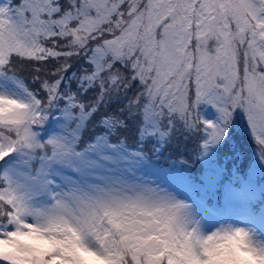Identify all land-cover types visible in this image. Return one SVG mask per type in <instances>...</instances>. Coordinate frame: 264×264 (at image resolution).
<instances>
[{"label":"snow or ice","instance_id":"obj_1","mask_svg":"<svg viewBox=\"0 0 264 264\" xmlns=\"http://www.w3.org/2000/svg\"><path fill=\"white\" fill-rule=\"evenodd\" d=\"M237 111L264 163V0H0V243L32 229L58 245L0 264H89L76 250L175 264L142 234L191 250L196 228L141 172L145 142L162 146L179 122L204 156L228 144ZM239 234L264 264V246Z\"/></svg>","mask_w":264,"mask_h":264},{"label":"rangeland","instance_id":"obj_2","mask_svg":"<svg viewBox=\"0 0 264 264\" xmlns=\"http://www.w3.org/2000/svg\"><path fill=\"white\" fill-rule=\"evenodd\" d=\"M22 69V68H21ZM24 70L28 74V70L24 68ZM31 81V78L29 76ZM199 112L201 116L209 121H214L216 119V112L211 106L207 105H200ZM135 122H129V127L125 131L129 136H134ZM230 131L233 135L228 139L230 148L228 149L231 153L235 154L238 152L240 157H236L237 165L238 163L244 164L246 163V157L250 156L252 158V162L250 164V168L247 172L246 179H243L242 184L240 187H235L232 189L233 185L236 180L243 177V173L232 171L231 174H227V170L219 165H211L214 167L215 171H208L204 174L203 177V184L204 187L201 188L204 193H207L206 189L215 192V188H220V183L223 181L230 182L231 188H228L225 198V205L227 207H232L230 213H233L232 217L218 218L212 219L211 216L207 213V211L203 210L197 202L195 203L191 196L184 191L183 185L187 186V179L186 176L192 173V170L196 163L202 162L203 164H210V159L214 156L215 147L210 148L206 155L199 156L200 159H193L191 161L183 160L180 163V167H184L185 172H182V175L174 174L176 181L178 177L180 178L181 184L179 187L181 188V192L175 191V186L173 181H170V185L173 187L169 188L167 184H161L163 187H167L169 191L174 192L178 199L182 200L190 207L188 209V218L190 222L200 228L202 231L210 232L215 227L220 224H230L233 226L241 227L246 229L253 237V241L259 245L264 246V199L262 195L264 194V183H258L260 180L258 177H264V163H261V157L258 151V147L254 142L252 136L249 133L247 124L244 120L243 114L237 111L234 114L232 126L230 127ZM196 134H191L185 131L184 127L179 123L176 122L171 129V134L167 138V140L163 143L166 145H170L174 149H179V152L186 153L190 152L193 147ZM151 141V139H149ZM160 147H165L163 144ZM238 145V147H237ZM152 149L154 146H151ZM158 148L157 146H155ZM237 147V148H235ZM159 152L161 148H159ZM157 152V153H159ZM244 157V158H243ZM143 169H145L143 167ZM187 174V175H186ZM220 176V177H219ZM202 186V184H200ZM195 192V190H194ZM215 197V195H214ZM262 203L260 204V202ZM260 204L256 211H253L252 205Z\"/></svg>","mask_w":264,"mask_h":264},{"label":"clouds","instance_id":"obj_3","mask_svg":"<svg viewBox=\"0 0 264 264\" xmlns=\"http://www.w3.org/2000/svg\"><path fill=\"white\" fill-rule=\"evenodd\" d=\"M189 219V218H188ZM188 231L196 228V236L192 243L191 250L188 247L177 244L175 248L169 243L162 245L157 240L152 239V233H143V239L140 241L145 247L155 246L159 251L167 247L169 251L165 253V258L171 255L175 264H239L243 260L244 264H261L259 259H253L249 256H243L246 251L244 248V237L239 233H247V240L253 241L252 235L244 228L230 224H220L210 232L202 231L193 225L190 220L187 225ZM25 235L9 237L10 242L0 243V253L17 252L16 259L22 261H39L44 257L41 251L58 247L54 240H49V235H56L55 232L43 233L44 239H41V233L32 229H25ZM169 237L161 236L160 240H168ZM74 240V236H73ZM27 242H32L33 247H25ZM257 245V244H256ZM77 254L85 257L89 264H113L114 257L97 256L92 252L76 250ZM51 264H60V261L54 260Z\"/></svg>","mask_w":264,"mask_h":264},{"label":"trees","instance_id":"obj_4","mask_svg":"<svg viewBox=\"0 0 264 264\" xmlns=\"http://www.w3.org/2000/svg\"><path fill=\"white\" fill-rule=\"evenodd\" d=\"M19 74L22 77H24L28 83H31L29 79V74H27L24 68L19 69ZM135 131H136V127H134V132ZM121 134L128 137L130 144L134 140V136H129L126 132H122ZM158 142L159 141L153 140V139H151V141L147 140L145 142V147H144V151L148 154L147 162L145 163L144 166H146L147 168L146 172L152 176L160 177L161 175H166L167 172L170 171L168 170V168L170 167V164L172 163H178V162L181 163V161L183 160L191 161L193 159H198V160L200 159L199 157L200 156V149H199L200 137L198 135L197 137H195V141H194L192 149L190 150V152H186V153L179 152V149H174L170 145H166V144H163L164 146L166 145L165 147L163 146L160 147ZM151 146H154V147L157 146L158 148H161V151L159 153H153ZM229 148H230L229 141L226 146L225 145L216 146L215 151H214V156L212 157V159H210V164L207 165V164H203L202 162L196 163L195 167L191 169L192 173L189 175L186 174L187 178L192 177V175H195V176L197 175L199 179H201L206 172L215 171L214 167L211 165H219L222 167V170L223 168L227 170V174L229 173L231 174L232 171H235L237 173L239 172L243 173V177L241 179L239 178L236 181V183L238 184L242 182L243 179H246L247 177V172H248V169L250 168L249 166L252 162V158L248 156L245 158L246 163L244 164L238 163L237 165V161H236L237 158L234 157V155H236L237 157H240V155H238V152H235V154L231 153V151L228 150ZM176 171L180 175H182L183 171L185 172L184 167H179L177 168ZM194 179H196V177ZM258 179L260 180V182L258 183H262V184L264 183V177H258ZM220 186H222V188L226 186L225 181L221 182ZM222 188L216 190V192L219 193L220 195L222 194ZM209 198H210V201L212 202L213 201L212 197H209ZM262 198L264 199V194L262 195ZM261 203L262 201L260 202V204ZM217 204H219L218 207L222 205L220 198H217ZM260 204H255L253 205V207L258 208Z\"/></svg>","mask_w":264,"mask_h":264}]
</instances>
